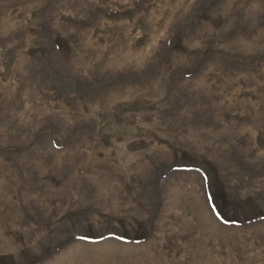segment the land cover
Masks as SVG:
<instances>
[{
  "label": "rangeland",
  "instance_id": "rangeland-1",
  "mask_svg": "<svg viewBox=\"0 0 264 264\" xmlns=\"http://www.w3.org/2000/svg\"><path fill=\"white\" fill-rule=\"evenodd\" d=\"M0 264H264V0H0Z\"/></svg>",
  "mask_w": 264,
  "mask_h": 264
}]
</instances>
